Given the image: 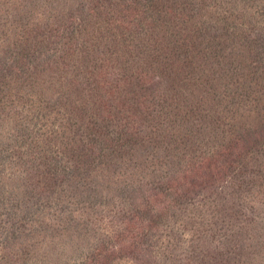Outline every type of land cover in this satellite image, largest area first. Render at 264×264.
<instances>
[{
	"label": "rangeland",
	"instance_id": "rangeland-1",
	"mask_svg": "<svg viewBox=\"0 0 264 264\" xmlns=\"http://www.w3.org/2000/svg\"><path fill=\"white\" fill-rule=\"evenodd\" d=\"M0 264H264V0H0Z\"/></svg>",
	"mask_w": 264,
	"mask_h": 264
}]
</instances>
